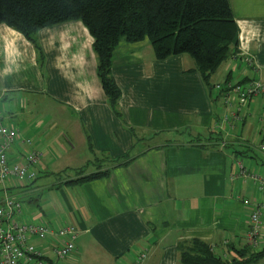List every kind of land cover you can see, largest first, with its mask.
I'll list each match as a JSON object with an SVG mask.
<instances>
[{
  "label": "crops",
  "instance_id": "crops-1",
  "mask_svg": "<svg viewBox=\"0 0 264 264\" xmlns=\"http://www.w3.org/2000/svg\"><path fill=\"white\" fill-rule=\"evenodd\" d=\"M229 1L239 29L238 53L215 70L211 88L189 54L160 60L146 39L119 41L110 64L121 92L119 116L107 104L92 36L80 20L36 32L42 60L23 34L0 23V110L3 123L20 136L7 157L15 163L31 148L20 143L23 138L42 152L33 167L36 177L4 184L0 198L42 176L53 177L59 167L76 170L50 186L59 196L57 213L32 212L52 228L77 227L75 250L59 264L80 263L86 253L97 264H133L140 253L145 256L140 264H179L182 241H204L220 257H232L247 244L248 213L264 202V194L251 179L231 174L244 157L248 170L262 169L264 175V152L252 161L240 151L264 137V96L239 105L235 93L214 85L252 78L264 84V0ZM255 114H260L258 131L243 135ZM91 160L107 175L66 182L77 178L80 168L93 172L85 170ZM262 226L264 233V215ZM263 246L264 241L257 249ZM251 264H264V256Z\"/></svg>",
  "mask_w": 264,
  "mask_h": 264
},
{
  "label": "trees",
  "instance_id": "trees-1",
  "mask_svg": "<svg viewBox=\"0 0 264 264\" xmlns=\"http://www.w3.org/2000/svg\"><path fill=\"white\" fill-rule=\"evenodd\" d=\"M69 20H80L92 36L97 79L117 116L121 92L111 76L110 64L119 41L136 43L146 39L160 60L189 54L209 88L215 70L238 53L239 29L229 0H0V23L23 34L34 45L39 60L42 50L36 32ZM227 82L219 84V89L227 92ZM107 173V169H98L84 174L80 168L77 178L66 182H89ZM210 248L199 239L182 241L177 250L179 264H251L264 256V246L255 249L242 245L234 249L232 257H220Z\"/></svg>",
  "mask_w": 264,
  "mask_h": 264
},
{
  "label": "built area",
  "instance_id": "built-area-1",
  "mask_svg": "<svg viewBox=\"0 0 264 264\" xmlns=\"http://www.w3.org/2000/svg\"><path fill=\"white\" fill-rule=\"evenodd\" d=\"M246 64L253 66L249 57H244ZM219 88V84L214 85ZM225 87L229 92L236 94L239 105H242L255 96H264V84L261 80L252 78L242 83L231 84L227 82ZM3 113L0 110V187L8 182H27L36 177L33 167L40 162L41 150L32 146L30 138L21 139L20 143L31 147L25 154H21L18 161L12 163L7 154L10 147L20 136L14 126L3 123ZM260 123L264 125V118ZM264 131V126L263 129ZM259 150L264 152V144L259 145ZM236 167L231 177L249 178L253 181L259 194H264V175L258 173V169L248 170L240 159L235 161ZM243 204L250 201L244 198ZM20 200L11 195L4 194L0 198V264H59L63 258H67L74 252V242L78 236L77 227L72 223H61L52 228L39 220L17 219L20 217ZM246 223L243 239L252 247L258 248L264 241L262 231V216L264 215V202H257V206L250 210ZM35 240L45 242L47 245L41 249L34 243ZM133 264H140L145 258L140 253Z\"/></svg>",
  "mask_w": 264,
  "mask_h": 264
},
{
  "label": "rangeland",
  "instance_id": "rangeland-1",
  "mask_svg": "<svg viewBox=\"0 0 264 264\" xmlns=\"http://www.w3.org/2000/svg\"><path fill=\"white\" fill-rule=\"evenodd\" d=\"M216 73V72H215ZM217 75V74H214ZM232 77L233 80L235 81L237 78V74L236 72H232ZM217 77V76H216ZM222 77H218L216 80L221 81ZM244 111V110H243ZM241 111V113L243 112ZM260 114H255V119L253 121V124L250 126H247L246 128H244V133H247L250 131V129L252 130V133H250L251 137H253L254 133L258 131L260 125L258 124V118H259ZM258 124V125H257ZM253 135V136H252ZM255 138V137H254ZM257 138V139H256ZM254 140H256V143L254 145V147H249L248 149L245 148H241L240 151L242 153H244L243 155L246 154V157H248L249 159L255 160L257 158H259L261 156V150L258 149V145L261 144V142H264V137L262 136H258L256 137ZM241 161H245L244 157L243 159H241ZM94 160H91L89 164H87V168L85 169L86 172H91V171H95L96 167H94ZM61 174H60V172ZM258 173H262V169L258 172ZM76 174V170L74 168L72 169H65L63 170L57 169L56 174H53V177L49 176V177H45L42 176L39 179H36L35 184L28 185V187H23L20 188L16 193H11L14 198H17L18 200H20L21 204H20V211H21V215L20 217H17V219L21 220V218L23 219H32L34 221H37L39 219L34 218L32 212L35 213H39L40 215H42V213H44L46 216L49 212V210H52L53 214L57 213L56 211L58 209H54V207L56 206V204L58 203V199L59 196L57 195L56 190L57 189H51V187L53 186H57V180H66V178L68 177H73ZM48 184V185H47ZM31 198H35L33 205H30V200ZM45 218V217H44ZM46 220V218H45ZM44 219L39 220L40 222H45ZM48 223V222H47ZM46 223V224H47ZM79 253V252H77ZM82 261L79 263H71V264H97L96 262H94V259H91L89 254L86 253V255H84L82 257ZM142 261V260H141Z\"/></svg>",
  "mask_w": 264,
  "mask_h": 264
}]
</instances>
